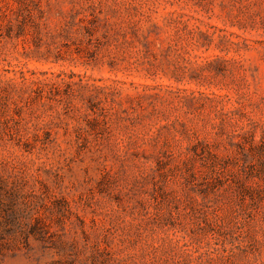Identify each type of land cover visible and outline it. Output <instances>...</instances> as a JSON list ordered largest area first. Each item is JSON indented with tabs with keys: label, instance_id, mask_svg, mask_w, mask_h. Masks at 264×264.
<instances>
[{
	"label": "rangeland",
	"instance_id": "374dc122",
	"mask_svg": "<svg viewBox=\"0 0 264 264\" xmlns=\"http://www.w3.org/2000/svg\"><path fill=\"white\" fill-rule=\"evenodd\" d=\"M0 264H264V0H0Z\"/></svg>",
	"mask_w": 264,
	"mask_h": 264
}]
</instances>
